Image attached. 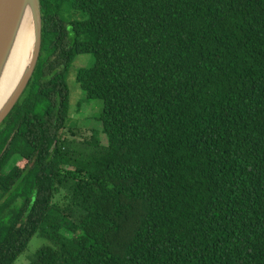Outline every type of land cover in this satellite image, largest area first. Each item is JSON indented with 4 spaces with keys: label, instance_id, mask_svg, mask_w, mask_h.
Here are the masks:
<instances>
[{
    "label": "trees",
    "instance_id": "16d2710c",
    "mask_svg": "<svg viewBox=\"0 0 264 264\" xmlns=\"http://www.w3.org/2000/svg\"><path fill=\"white\" fill-rule=\"evenodd\" d=\"M41 8L39 62L0 126V264L36 236L29 264H264V0ZM86 54L76 81L104 106L89 136L68 126Z\"/></svg>",
    "mask_w": 264,
    "mask_h": 264
},
{
    "label": "water",
    "instance_id": "95a60500",
    "mask_svg": "<svg viewBox=\"0 0 264 264\" xmlns=\"http://www.w3.org/2000/svg\"><path fill=\"white\" fill-rule=\"evenodd\" d=\"M31 29V42L27 49L18 78L7 91L4 79L16 54L23 26ZM41 0H0V126L10 115L27 89L42 49Z\"/></svg>",
    "mask_w": 264,
    "mask_h": 264
},
{
    "label": "rangeland",
    "instance_id": "374dc122",
    "mask_svg": "<svg viewBox=\"0 0 264 264\" xmlns=\"http://www.w3.org/2000/svg\"><path fill=\"white\" fill-rule=\"evenodd\" d=\"M62 16L65 19L70 17L71 19H75L69 10L64 11ZM94 63L95 58L93 55H79L76 57L67 76V82L70 89V118L68 126L80 129L82 131L81 134L84 136H89L92 129L98 131L102 130L101 123L98 119L103 111V102L101 100L87 99L85 93L76 81L77 71L81 68H91ZM66 133L71 136L68 131H66ZM101 141L106 145L107 141L104 135L101 136ZM20 165H23V163ZM46 245H48V242L45 239L38 236L34 237L27 250L18 258L15 264H29L37 251Z\"/></svg>",
    "mask_w": 264,
    "mask_h": 264
},
{
    "label": "bare ground",
    "instance_id": "6f19581e",
    "mask_svg": "<svg viewBox=\"0 0 264 264\" xmlns=\"http://www.w3.org/2000/svg\"><path fill=\"white\" fill-rule=\"evenodd\" d=\"M31 29L29 28L28 24L25 23L21 32V40L19 43V48L14 55V59H12L4 81V90L8 92L10 87L15 83L16 79L18 78V74L20 72L21 66L23 64L25 55L27 53V49L30 46L31 42Z\"/></svg>",
    "mask_w": 264,
    "mask_h": 264
}]
</instances>
